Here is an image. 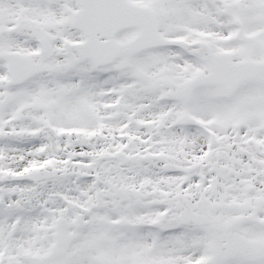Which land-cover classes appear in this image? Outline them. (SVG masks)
<instances>
[{"label":"snow or ice","instance_id":"obj_1","mask_svg":"<svg viewBox=\"0 0 264 264\" xmlns=\"http://www.w3.org/2000/svg\"><path fill=\"white\" fill-rule=\"evenodd\" d=\"M0 264H264V0H0Z\"/></svg>","mask_w":264,"mask_h":264}]
</instances>
